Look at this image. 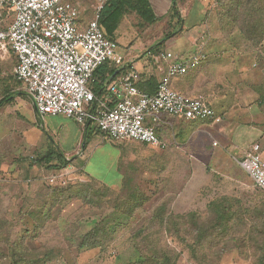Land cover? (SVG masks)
<instances>
[{
    "label": "rangeland",
    "instance_id": "1",
    "mask_svg": "<svg viewBox=\"0 0 264 264\" xmlns=\"http://www.w3.org/2000/svg\"><path fill=\"white\" fill-rule=\"evenodd\" d=\"M79 1L82 17L93 16L94 0ZM173 1L153 0L159 18L144 30L126 18L120 23L112 36L124 63L138 57L136 64L149 49L177 53L181 32L157 46L171 29L181 27ZM185 1L190 0H176L183 9ZM202 3L204 29L222 35L215 42L252 48L243 52L250 59L264 50L263 44L247 46L245 36L232 39L238 33L264 38V0ZM16 60L11 52L0 56V79L9 85L10 78L17 83ZM158 64L164 66L155 61L152 66ZM178 77L171 79V88ZM13 99L0 107V264H14L11 255L24 257V264H264V191L244 170L248 180L239 183L214 157L207 161L209 152L199 151L186 124L154 123L172 143L166 149L113 140L97 131L85 149L80 146L81 155L72 162L76 169L69 168L74 172L51 184L56 171L39 162L45 149L39 143L47 141V149L59 145L77 156L73 149L78 147L76 131L82 135L80 124L63 115H37L30 99ZM95 126L92 122L91 130ZM75 188H83L82 199L66 202L61 196L65 204L51 199L56 191ZM97 230L107 233L96 240Z\"/></svg>",
    "mask_w": 264,
    "mask_h": 264
},
{
    "label": "built area",
    "instance_id": "2",
    "mask_svg": "<svg viewBox=\"0 0 264 264\" xmlns=\"http://www.w3.org/2000/svg\"><path fill=\"white\" fill-rule=\"evenodd\" d=\"M109 0H94L93 16L81 25L82 2L66 0H0V56H16L15 78L25 87L40 116L63 115L77 123H96L113 140H136L156 148L169 142L154 123L161 114L186 120L222 121L202 96H189L171 88V79L197 67L206 54L181 59L170 51H158L156 62L169 65L154 93L138 86L140 72L133 61L125 65L118 44L100 23ZM105 63L126 66L112 78L104 92L90 86L95 71ZM241 166L264 191V159L247 155ZM65 167L50 179L56 183L74 170Z\"/></svg>",
    "mask_w": 264,
    "mask_h": 264
},
{
    "label": "crops",
    "instance_id": "3",
    "mask_svg": "<svg viewBox=\"0 0 264 264\" xmlns=\"http://www.w3.org/2000/svg\"><path fill=\"white\" fill-rule=\"evenodd\" d=\"M150 2L155 13V22L159 16L155 12L153 0H150ZM175 4H177L176 0L173 1L172 8ZM184 5L183 9V5L181 7L180 4L179 7L177 4L179 9L178 18L181 23L180 29L178 31L171 29L169 33H173L167 37L168 33L157 44L159 47L166 39L181 32L182 36L178 41H175L178 45L179 41H183L181 47L177 53L166 49H158L155 52L149 49L145 57L142 56V59L134 64L141 76L138 84L144 91H155L160 78L169 65L168 61H160L158 63L164 62V66L162 64H158V67L152 66V63L156 62L154 55L158 51H170L175 56L186 59L203 50L206 54L205 59L197 67L191 68L185 75L173 79L172 86L175 90L186 95L204 97L206 102L221 116L222 121L215 123L210 120H186L181 117L165 116L163 117V123L173 128L176 126L182 128V125L186 124V127L191 129L189 135L194 136L199 141V151L202 153L209 152L207 156L204 154L205 159L208 161V159L211 160L214 157V160L218 162V167L224 166L230 169L229 172L232 175L230 179L242 183L248 179L242 173L244 169L240 164L241 161L251 153L259 154L264 159V50H261L260 53L256 52L257 56L250 59L244 56L243 52L245 50L234 47L233 44L223 46L221 43L215 42L217 36H219V39L222 35L214 34L213 36L212 33H208L204 29L203 14L205 10L203 9L202 0L185 1ZM82 18L81 25L85 27L92 16ZM125 18L129 22L137 24L141 30L154 23L148 22L132 10H128L123 15L120 23ZM114 37L113 35V40ZM115 41L117 42V40ZM131 59L130 61H135V59ZM125 67L124 65L117 67L113 63H108L104 66L103 73L98 72V74L99 77L106 78L111 69L117 68L115 74L108 78V81H110L112 78L114 79L123 74ZM94 87L95 89L100 88L98 84ZM105 88L106 84L104 83L103 90H100L101 94ZM33 113L40 115L36 110H33ZM79 124L82 135L78 130L76 131L78 147L73 149V154L76 155L78 152L77 156H71L72 151L66 152L59 145L57 147L53 145L63 151L67 159L74 161L81 155L80 146L85 149L89 138L97 135V131L91 130L89 126L91 123ZM63 129L64 127H61V130ZM57 132L59 133V131ZM32 141L38 142L33 137ZM39 145L45 146L43 150L45 151L48 143L46 141V143H39ZM212 147L213 149H211ZM70 166L74 167V170L76 169L73 164L67 167Z\"/></svg>",
    "mask_w": 264,
    "mask_h": 264
},
{
    "label": "trees",
    "instance_id": "4",
    "mask_svg": "<svg viewBox=\"0 0 264 264\" xmlns=\"http://www.w3.org/2000/svg\"><path fill=\"white\" fill-rule=\"evenodd\" d=\"M128 10H132V11H136L138 14H140L143 18H145L148 22H154L155 20V13L153 12V8L151 6V2L150 0H109V2L107 3V5L104 7L102 13H101V18H100V23L102 25V27L105 30V33L107 34L108 37L112 38V34L114 33V31L116 30V28L118 27L123 15L128 11ZM174 10L177 17H179V9L177 4L174 5ZM239 11H237L235 14H238ZM173 32L169 33L167 35V37L172 34ZM235 36V37H234ZM238 36V37H236ZM241 36H245L244 41L246 42L247 46H250L251 44H263L264 42V38L257 36L254 38V36L252 37L251 35H248L247 33H238L236 35H232V39H236L239 38ZM113 39V38H112ZM239 49L241 50H247V51H252L254 49L249 48V47H245L242 48V46H239ZM108 64L105 63L103 65H101L94 73V78H97L98 72L103 73L104 71V66ZM117 68L111 69L108 73V75L106 76V78L104 77H98V85H99V89H94V91L96 93H100V90L102 91L103 89V85L104 83L107 84L108 82V78H110L112 75L115 74ZM117 76V75H115ZM11 82V85H9V83H7L6 79H0V90H1V97H0V105L1 107L12 104L14 99L13 96L14 95H19L25 99H30L27 92L25 90L21 91V90H17L16 86L18 85H22V83L20 81H18L17 79V83H14L12 80L13 79H8ZM6 82V83H5ZM5 83V84H4ZM139 86V84H138ZM140 87V86H139ZM157 89V87H156ZM155 89V91H156ZM150 92V93H154ZM2 121V113L0 112V124ZM90 126V125H89ZM95 131H99L100 133L108 136L107 134L103 133L102 131H100L98 128H94ZM109 137V136H108ZM110 138V137H109ZM111 139V138H110ZM146 144V143H143ZM172 144V143H171ZM169 144V146L171 145ZM147 145V144H146ZM149 146V145H148ZM169 146H167L166 148H168ZM163 148V149H166ZM39 162L40 163H44L47 166H49L50 169L55 170L56 173L59 172L61 169L69 166L72 164L73 160L72 159H67L64 152L57 149L56 147H54L51 144V147L46 149L40 156H39ZM81 172H84L83 168H80ZM78 171V170H77ZM87 187V186H86ZM82 189L83 188H75L74 190H64L61 192L60 191H56L55 193H53V195H51V199L54 200H58V201H62L63 204H65V201L61 199V196L64 197L67 201L66 202H70L72 200L75 199H80L81 196L79 194H82ZM54 194H58V197ZM59 198V199H58ZM82 199V198H81ZM38 206V205H37ZM45 207V204H42V208ZM165 221V220H164ZM28 230V229H27ZM169 230V227L167 228V231ZM97 230L95 234L96 240L98 239V237L100 236L101 233L106 234L107 232L105 230L100 231ZM22 251H29L28 247H23ZM9 259L14 263V264H24L23 262L26 261L24 257H19V258H15L14 256L11 255L9 256ZM28 261L32 262L31 259H29ZM27 262H25L26 264ZM33 264H39L37 261L32 262Z\"/></svg>",
    "mask_w": 264,
    "mask_h": 264
},
{
    "label": "water",
    "instance_id": "5",
    "mask_svg": "<svg viewBox=\"0 0 264 264\" xmlns=\"http://www.w3.org/2000/svg\"><path fill=\"white\" fill-rule=\"evenodd\" d=\"M0 107H1V105H0ZM35 110L39 113V111H38V109L35 107Z\"/></svg>",
    "mask_w": 264,
    "mask_h": 264
}]
</instances>
